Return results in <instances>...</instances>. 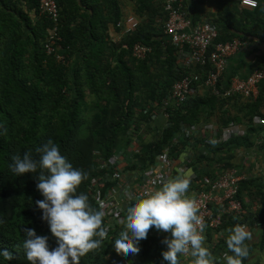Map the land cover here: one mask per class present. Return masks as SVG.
<instances>
[{
	"label": "trees",
	"instance_id": "16d2710c",
	"mask_svg": "<svg viewBox=\"0 0 264 264\" xmlns=\"http://www.w3.org/2000/svg\"><path fill=\"white\" fill-rule=\"evenodd\" d=\"M258 1L259 6L252 10L242 7L240 0L213 2L218 9L213 16L217 17L216 21L220 23L217 24L221 27L215 42H230L228 40L236 36L243 41L254 39L264 42V0ZM57 2L62 38L59 53L65 54L67 62H60L46 52L45 42L53 22L40 13L39 0H0V220L3 221L0 223V250L7 249L13 253L11 260L0 255V264H31L23 249L24 236L29 228L47 237L50 248L57 247V238L43 220V210L35 203L44 199L37 189L39 173L44 170L16 174L12 170L14 155L22 157L28 153L37 159L36 148L51 139L75 167L85 171L87 175L79 190L87 192L93 206L99 207L95 197L99 193L96 182L98 190L93 188L91 192L94 181L105 182L107 190L118 183L104 180L98 171L101 160L109 162L115 151L127 154L133 140L139 143V152L134 155L138 162H129L126 170L141 169L140 163L144 167L151 163L155 154L160 153L173 138L180 137L181 123L202 132V129L208 131L209 122L214 121L213 124H218L219 138L225 128L245 123L248 131L245 130L244 136L231 138L227 143L216 141L217 150L210 147L209 139L204 143L202 139L197 140L199 144H195L193 134L184 140L178 151L185 155L191 151L189 148L195 151L200 144H205L213 152L205 154L204 151L199 160L196 156L191 166L201 164L207 170L202 158L207 162L212 157L219 160L218 151L226 148L229 156L225 162L221 161L220 171L223 172L233 166L234 150L249 147L253 134L261 127L256 126V118L263 115H260L259 108L264 105V84L258 98L252 101L237 96L218 98L210 89L203 87L199 89V92L202 89L206 92L203 96L198 92L184 105L169 110L172 126L164 129L161 138L152 134L151 128L147 129L148 125H145L150 111L162 106L173 84L185 75L179 71L174 45L165 35L164 24L168 18L165 0ZM185 4L188 5V0ZM126 5H132L134 11L131 14L140 20L139 26L130 34H123L117 26L125 20ZM192 11L198 14L195 9ZM111 27L120 32V41L111 37ZM136 44L149 46L152 52L147 58H134L131 49ZM208 69H205L206 73ZM196 71L201 79H205V71ZM225 72L219 80L222 87L233 77H228L226 82ZM152 101L159 104L156 102L153 108ZM198 123L201 125H195ZM153 135L156 137L151 142L147 141ZM179 153L172 150L174 157ZM197 160L199 163L195 162ZM201 181L206 186L209 182L207 178ZM261 181L259 193L255 194L260 205L264 202V179ZM255 182L258 178L250 177L240 182V193L245 186ZM261 212L252 213L249 223L254 224L259 219L253 220L257 215L264 221ZM126 215L123 213L113 228L108 227L105 215L108 237L99 248L81 257L80 264H168L163 260L162 252L167 246L162 241L170 233L160 232L154 226L148 237L140 241L138 254L125 255L116 251L114 239L126 226ZM178 259L179 264H192L194 258L190 254L183 259L181 254Z\"/></svg>",
	"mask_w": 264,
	"mask_h": 264
},
{
	"label": "built area",
	"instance_id": "2783aa9c",
	"mask_svg": "<svg viewBox=\"0 0 264 264\" xmlns=\"http://www.w3.org/2000/svg\"><path fill=\"white\" fill-rule=\"evenodd\" d=\"M40 13L46 15L52 22L48 39L45 42L47 54L55 56L60 62H67L65 54L61 51L60 37V11L57 0H39ZM185 0H165V10L168 18L164 24L165 35L173 43L176 55V62L179 71L185 75L177 80L163 99V111L167 119H170L169 110L174 107H180L190 98L198 94L199 89L207 87L211 93L218 98H233L241 96L247 99L256 100L260 94V86L264 83V71L254 70L246 78L238 75L232 77L228 88L220 86V79L227 67V60L241 51L246 42L240 38L230 42H215L218 38L219 29L217 25L209 19L195 24L184 8ZM240 5L246 9H255L259 6L258 0H240ZM140 20L135 16H128L124 21L117 24L122 29L123 34H130L139 26ZM133 55L138 59H144L152 52V48L143 44H136L133 47ZM208 69L207 73L205 69ZM196 70L205 71V79ZM148 111V110H147ZM264 116V115H263ZM150 117L157 120L158 112H150ZM260 126L264 127V117L257 118ZM171 122H167L165 129L170 128ZM180 137H175L164 147V149L155 154L151 163L141 169L126 170L129 162L134 160V155L139 152V143L133 140V146L124 154L122 151L114 152L109 162L101 160L98 171L108 183L118 181L117 185L111 189L106 188L105 182L95 180L91 192L98 190L97 203L105 211L108 227H115L120 221V216L124 213L122 201L127 206L138 199H142L158 190L165 182L175 178L178 174L182 175L181 169L191 170L195 160L193 151L185 155L179 153L180 147L186 138L194 134L195 127L192 125H180ZM209 130L213 132V139L218 143H224L231 138L244 136L245 130L242 126L231 125L224 129L222 136L219 138L218 132L210 126ZM218 136V137H217ZM179 153L177 157L172 155V150ZM178 149V150H177ZM185 153V152H184ZM177 155V154H176ZM136 160V159H135ZM134 160V161H135ZM195 177H190V181ZM244 177L237 176L235 171H221L215 179L208 182L207 191L188 189V197L195 200L198 208V215L201 223L196 227L207 239V228L219 229L223 220L220 214H215L214 209L217 207L227 217H240L244 211V205L239 197L240 180ZM95 182L97 186H95ZM106 188V189H105ZM104 191V195L102 196ZM189 194L191 196H189ZM261 210L264 215V202L261 204ZM247 225V222H244ZM191 254H182L185 258Z\"/></svg>",
	"mask_w": 264,
	"mask_h": 264
},
{
	"label": "clouds",
	"instance_id": "9594fccd",
	"mask_svg": "<svg viewBox=\"0 0 264 264\" xmlns=\"http://www.w3.org/2000/svg\"><path fill=\"white\" fill-rule=\"evenodd\" d=\"M211 143L216 141L213 139ZM36 152L37 159L28 153L22 157L14 155L12 170L19 175L44 170L39 173L37 184L44 199L35 203L43 210L42 218L57 238V247L50 248L47 237L29 228L23 240L25 256L31 264H80L81 257L99 248L108 237L105 211L93 206L87 192L79 190L87 174L75 167L57 144L49 139L38 146ZM181 173L124 210L126 226L114 239L117 252L138 254L140 241L148 237L154 226L160 232L170 233L162 241L167 246L162 252L163 260L168 264H179V255L189 250L194 258L192 264H215L212 253L204 245V235L196 227L201 223L196 201L187 195L192 172L181 169ZM229 233L226 245L231 254H225L226 264H243L244 258L249 256L245 242L251 238V233L247 225L241 224L235 225ZM0 255L6 260L13 258V253L7 249L0 250Z\"/></svg>",
	"mask_w": 264,
	"mask_h": 264
},
{
	"label": "crops",
	"instance_id": "0c3cea01",
	"mask_svg": "<svg viewBox=\"0 0 264 264\" xmlns=\"http://www.w3.org/2000/svg\"><path fill=\"white\" fill-rule=\"evenodd\" d=\"M215 1L216 0H204L203 2V0H188V5L184 3V8L190 15V18L195 19L194 20L195 24H198L204 19H210L217 25V27L219 28V33H220V28H221L219 27L220 23L216 21L217 17L213 16L214 14L218 13V9L216 8L217 5H214ZM131 7L132 5H126L124 7V9L127 10L125 16L123 17L124 19L128 16L133 15L131 13L134 10ZM193 9H195V13H198V14H194L193 13L194 11H192ZM230 26H231V22L230 24L228 23V27ZM228 29L232 31L231 28H228ZM110 30H111L110 31L111 37L116 41H120V36H121L120 32L117 31L116 29H113L112 27ZM221 32H223L222 29H221ZM224 34L225 33L223 32V35ZM237 38L239 37L237 36L233 37L232 39L228 41H233L234 39H237ZM245 42H246V46L241 51H239L237 55L235 54L234 56L230 57L227 60V68L225 72V75H227V77L225 78L226 82H228V80L232 76H235V75H238L241 78H246L254 70L264 71V42H258V40L255 41L254 39L253 40L251 39V41L246 40ZM132 51H133V48L131 49V52ZM78 60H80V57H78ZM229 83H226V85H224L223 88H228ZM263 84L264 83H262V85L260 86V93H261V89H263ZM204 92L205 91H203L202 89L199 92V94L201 93V96H203L206 93ZM237 97H240L242 100H245V101L247 100V98H244L241 96H237ZM156 102L157 104H159L158 101H152V103L151 102L149 103H151V107L155 108ZM241 107L242 106L239 107L240 110H241ZM163 108H164L163 105L161 107H156L154 111L158 112L159 118L155 121L151 117H149L148 122L145 124V125H148V127L146 128L147 129L151 128V132H153L152 134L158 135L159 138H161L160 135L162 136L163 134V131L165 129L164 126L167 125L168 121L170 122V119H167L166 114L163 111ZM149 109L151 108L150 107L147 108L148 112H149ZM259 109L261 112L260 115L262 114L264 115V105L261 106ZM232 110L233 112H235V109H232ZM241 114L243 115L242 112ZM263 115L260 117H264ZM213 123L214 121L209 122L208 131L204 129H202V132H200V130H195V133H194L195 144H199L197 140H200V139L203 140V143L205 142V139L211 140L213 132L209 130L210 126L215 129L214 131H216V133L218 132V127L216 126L218 124H213ZM195 125H201V123H198ZM240 126H242L244 130L248 131L245 123L240 124ZM256 126L259 127V124L257 121H256ZM253 135L256 136V139H255V136H253L252 144H249V147H252V148H249L248 146L247 147L242 146L240 150L238 151L234 150L233 152L234 159L232 160L233 166L231 168H226L225 171H235L237 176L244 177V179H241L240 182L247 181V179H249L250 177L255 178V179L258 178V182L253 183V185L245 186L243 190L241 191L240 199L244 205V211L240 217L230 218V217L225 216L217 207L214 209L215 214H220V218L223 220V224L219 229L207 228V239L204 242V245L212 253V257H213L215 264H226L225 254L226 253L231 254L226 245L227 236L230 234L229 230L232 229L237 224H241V225L245 224L244 222L248 223L247 230L251 233V238L245 242L247 247L249 248V256L244 258L243 264H264V221L260 220L262 217L257 215L253 217L254 218L253 220L257 218L259 219L256 220L254 224H251V222L249 223V220L252 221V213L257 214V212L261 210L259 198L255 194L259 193L258 186L261 182L263 183V181H261V178L264 179V127L261 126L260 130L256 134H253ZM175 136L176 135H174V137ZM153 137L154 135L149 136V139H147V136H146V139L147 141L151 142L150 140ZM224 143H227V141ZM210 144H211L210 147H212L213 150L215 149L217 150L218 144L216 143L215 144L210 143ZM205 146H206L205 144H200L197 148H195V151L197 152H195L191 148H189V150L193 151V153L195 154V157L197 156V159H198V157L202 155L204 151H205V154L207 153V151L209 154L210 152H213L212 149L210 148L208 149ZM218 153L221 156L219 160L215 157H212V158H209L210 160L207 162L206 159L202 158V162H204L206 167L208 166L207 170L202 168L201 164H197L195 165V167L191 168V172H192L191 177H195V179L191 180L190 182V187H189L190 190L195 189V191H199V190L207 191L209 189L208 185L206 186L201 180L203 178H207L209 181H212V179H215L216 177H218L219 174H221L220 170L222 167V162H225L228 159L229 153L227 152L226 148L221 149L220 151H218ZM207 156L210 157L209 155ZM198 160L195 162L199 163ZM136 161L138 162V160ZM211 161H212V164L209 165ZM140 165L143 166L142 163H140ZM198 179H201L200 183ZM189 196L191 195L189 194ZM122 204H123L122 206L124 209H128V206L125 204L124 201H122Z\"/></svg>",
	"mask_w": 264,
	"mask_h": 264
},
{
	"label": "rangeland",
	"instance_id": "374dc122",
	"mask_svg": "<svg viewBox=\"0 0 264 264\" xmlns=\"http://www.w3.org/2000/svg\"><path fill=\"white\" fill-rule=\"evenodd\" d=\"M261 254V253H260Z\"/></svg>",
	"mask_w": 264,
	"mask_h": 264
}]
</instances>
